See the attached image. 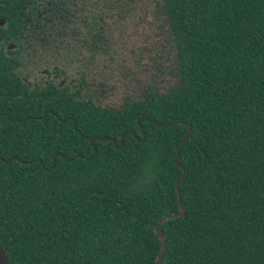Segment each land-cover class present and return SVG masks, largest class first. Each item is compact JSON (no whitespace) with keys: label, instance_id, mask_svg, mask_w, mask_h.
<instances>
[{"label":"trees","instance_id":"obj_1","mask_svg":"<svg viewBox=\"0 0 264 264\" xmlns=\"http://www.w3.org/2000/svg\"><path fill=\"white\" fill-rule=\"evenodd\" d=\"M154 3L173 45L162 92L0 116L6 264H154L180 202L161 264H264V0Z\"/></svg>","mask_w":264,"mask_h":264},{"label":"flooded vegetation","instance_id":"obj_2","mask_svg":"<svg viewBox=\"0 0 264 264\" xmlns=\"http://www.w3.org/2000/svg\"><path fill=\"white\" fill-rule=\"evenodd\" d=\"M113 1L115 6L108 8L104 0H0V116L9 118L11 112L22 110L23 101L50 99L53 94L119 108L130 98L138 99L148 84L159 92L165 89L162 82L150 80L165 73L167 65L159 59L166 47L168 66L174 62L173 45L158 4L154 0ZM127 20L137 27L144 25L146 33L137 46L136 60L133 34L125 31ZM145 56L153 57L145 62ZM114 62H120L116 68L124 71L130 84L112 83L102 74ZM141 74L147 79L140 81ZM130 85L135 93L126 91L119 102L106 100L120 86L127 89ZM126 133L134 134L129 130L121 136ZM121 136L120 145L114 138L115 142L105 139L121 148ZM96 139L100 138L92 137L90 142ZM56 159L57 154L52 166Z\"/></svg>","mask_w":264,"mask_h":264},{"label":"rangeland","instance_id":"obj_3","mask_svg":"<svg viewBox=\"0 0 264 264\" xmlns=\"http://www.w3.org/2000/svg\"><path fill=\"white\" fill-rule=\"evenodd\" d=\"M144 23L146 24L147 21H144ZM124 24H125L126 27H128V28L125 29L126 33L127 32L128 33L131 32L133 34L132 35V39H133V41L136 42L135 47H134V51L135 52L133 53L134 60H136L135 54L140 53V50L137 48V46L138 45L141 46V44L143 43L142 40L146 36V33L143 32L144 25H139L137 27L130 20H127L126 23H124ZM157 24H158V22H157ZM155 31L156 30L154 29L153 32H155ZM147 32H152V31L147 30ZM167 48L168 47H166V49H165L166 52H163L162 51L161 58L159 59V61L162 64L164 63L165 66L166 65L168 66V63H169L168 58H170V55L167 54ZM124 54H126L125 51H124ZM154 55H155V53H154ZM153 56H148V58H147V56H145L146 57L145 58V62H150L151 61V58ZM123 60H124V56H123ZM132 62H133V65L136 67V62L135 61H132ZM118 64H120V62H116V63L114 62L113 64L109 65V67H105L104 69H102V72H103L102 74L106 75L110 79V81L112 83H114V82H123V83H126V84H130V82L127 81V77H126L124 71L120 67L119 68H116ZM108 74H110V76H108ZM147 74H148V77L151 75V73H147ZM139 78H140L139 79L140 81L147 79L145 77V74H141L139 76ZM150 80L151 81L153 80L154 83H156V82H160L161 83L162 82L161 85L163 84L162 87H164V88H167L170 84H172L171 81H173V79L171 78V74H169V72H168V67H166V70H165V73L163 74V76L158 77V78H155V77L152 78V77H150ZM126 91H128V93L129 92L135 93V88H133L132 85H130L129 87H127V89H126L125 86H120L119 89H116L113 92V94L109 98H107L106 100L108 102H110V101L111 102L112 101L119 102L120 99H122L123 95L126 94L125 93Z\"/></svg>","mask_w":264,"mask_h":264},{"label":"water","instance_id":"obj_4","mask_svg":"<svg viewBox=\"0 0 264 264\" xmlns=\"http://www.w3.org/2000/svg\"><path fill=\"white\" fill-rule=\"evenodd\" d=\"M157 125L166 127V126H169L171 124L161 125V124L157 123ZM190 131H191V129H190V126H189L185 137L183 138V140L180 141L179 145L183 144L188 139ZM123 136H124V134L121 136V138H123ZM110 140L115 142V140L113 138L110 139ZM91 141L93 142V139H91ZM177 151H178V148H177ZM186 174H187V172L185 170H183L182 177L177 181L178 197H180L178 184L186 178ZM180 207H181V212L180 213H172V214L163 215V216H161V218L158 220V222L155 225V232H156L158 238L161 241V245H160L159 251L157 253V256H156L154 264H161V261H162V258H163V254H164V252L166 250V241H165V238H164L163 234L160 231V226L163 223V221L165 219H167V218H173L175 216H183L184 213H185V210H184V208H182L181 202H180ZM0 251L3 252V259L0 260V264H6L7 263V254H6L5 249L3 248V246L1 244H0Z\"/></svg>","mask_w":264,"mask_h":264},{"label":"snow or ice","instance_id":"obj_5","mask_svg":"<svg viewBox=\"0 0 264 264\" xmlns=\"http://www.w3.org/2000/svg\"><path fill=\"white\" fill-rule=\"evenodd\" d=\"M2 259H3V252L0 251V260H2Z\"/></svg>","mask_w":264,"mask_h":264}]
</instances>
